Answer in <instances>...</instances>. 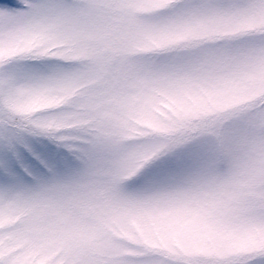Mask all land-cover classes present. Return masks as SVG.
Returning <instances> with one entry per match:
<instances>
[{
    "label": "snow or ice",
    "instance_id": "snow-or-ice-1",
    "mask_svg": "<svg viewBox=\"0 0 264 264\" xmlns=\"http://www.w3.org/2000/svg\"><path fill=\"white\" fill-rule=\"evenodd\" d=\"M0 264H264V0H0Z\"/></svg>",
    "mask_w": 264,
    "mask_h": 264
}]
</instances>
